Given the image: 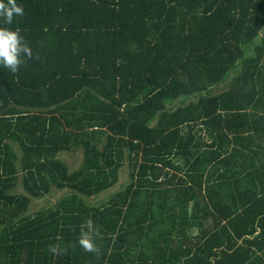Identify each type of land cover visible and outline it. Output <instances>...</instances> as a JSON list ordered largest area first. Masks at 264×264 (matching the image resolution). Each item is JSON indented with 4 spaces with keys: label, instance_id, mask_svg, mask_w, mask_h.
Masks as SVG:
<instances>
[{
    "label": "trees",
    "instance_id": "16d2710c",
    "mask_svg": "<svg viewBox=\"0 0 264 264\" xmlns=\"http://www.w3.org/2000/svg\"><path fill=\"white\" fill-rule=\"evenodd\" d=\"M15 2L0 264H264V0Z\"/></svg>",
    "mask_w": 264,
    "mask_h": 264
},
{
    "label": "clouds",
    "instance_id": "9594fccd",
    "mask_svg": "<svg viewBox=\"0 0 264 264\" xmlns=\"http://www.w3.org/2000/svg\"><path fill=\"white\" fill-rule=\"evenodd\" d=\"M22 15L23 8L15 0H0V16L4 17V23L10 24L13 15ZM32 51L18 30L0 27V66L15 73L18 66L24 63V57H31ZM91 227L89 222V231H81L78 243L86 251H94V242L90 234ZM55 252V247L50 249Z\"/></svg>",
    "mask_w": 264,
    "mask_h": 264
},
{
    "label": "rangeland",
    "instance_id": "374dc122",
    "mask_svg": "<svg viewBox=\"0 0 264 264\" xmlns=\"http://www.w3.org/2000/svg\"><path fill=\"white\" fill-rule=\"evenodd\" d=\"M78 156V157H80V151H76V153L74 154V156ZM64 156V155H63ZM71 159H73V161H75V163H74V165H72L73 167H75L77 164H78V162H79V158H77V159H74V158H71ZM124 171H123V173H122V177L123 176H125L124 174V172H126L125 170H126V168H124L123 169ZM121 177V178H122ZM121 183H124V181H122ZM118 186L117 187H115V188H113V189H111L110 191H108V192H104L103 194H101V195H99L98 197H96L95 199H94V201L95 202H102L103 200H105V199H107V196H108V193H111V192H113L112 190H114V189H118V187L121 185L120 183L119 184H117ZM56 194H53L52 196H49L48 198H47V202H49V203H52L53 201H54V199L56 198ZM38 204H46V202L44 201V202H42V203H38ZM189 232H193V233H195L196 231H194V229H190L189 230Z\"/></svg>",
    "mask_w": 264,
    "mask_h": 264
},
{
    "label": "crops",
    "instance_id": "0c3cea01",
    "mask_svg": "<svg viewBox=\"0 0 264 264\" xmlns=\"http://www.w3.org/2000/svg\"><path fill=\"white\" fill-rule=\"evenodd\" d=\"M53 195V194H52ZM52 195H47V196H44V197H42V198H40V199H37V202L38 203H42V202H46V204H48L49 202H47V198L49 197V196H52ZM55 200V199H54ZM54 202V201H53ZM52 202V203H53ZM42 205H44V204H39V206H42ZM37 209V208H36Z\"/></svg>",
    "mask_w": 264,
    "mask_h": 264
}]
</instances>
